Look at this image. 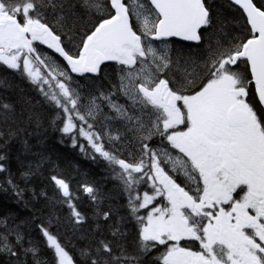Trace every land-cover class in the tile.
<instances>
[{"label":"snow or ice","instance_id":"1","mask_svg":"<svg viewBox=\"0 0 264 264\" xmlns=\"http://www.w3.org/2000/svg\"><path fill=\"white\" fill-rule=\"evenodd\" d=\"M229 6L236 15L206 35L214 21L204 0H0V65L39 91L54 110L51 124L73 147L88 155L82 138L93 159L108 162L126 209L124 216L100 209L97 190L81 185L97 218L107 222L115 212L118 219L111 238L92 237L79 260L51 218L38 224L49 259L0 216V264H146L161 248L150 264H264V0ZM77 17H89L90 26L78 29ZM170 38L205 45L204 52L174 62ZM109 62L118 65V82L86 98L73 74L99 76ZM102 116L120 127L98 131ZM9 120L15 123L13 105L0 103V123ZM28 122L42 127L38 114ZM20 132L0 126V141ZM105 137L130 148L127 157L108 150ZM6 159L0 154V174ZM50 179L78 228L86 219L79 194L63 178ZM5 182L23 196L10 173ZM129 222L131 249L123 243Z\"/></svg>","mask_w":264,"mask_h":264},{"label":"trees","instance_id":"2","mask_svg":"<svg viewBox=\"0 0 264 264\" xmlns=\"http://www.w3.org/2000/svg\"><path fill=\"white\" fill-rule=\"evenodd\" d=\"M213 17V28L208 29L206 35L211 34L221 21H231L236 15L235 9L229 6L227 0H204ZM54 23L53 17L48 16ZM89 17L75 18L76 27L81 31L90 26ZM72 21H70L71 23ZM205 45L197 47L194 42H183L170 39L169 55L175 62L189 54L195 58L204 52ZM182 63V61H181ZM118 65L107 63L99 76L86 74L78 77L73 74L74 86L81 90L87 98L90 94L108 92L112 85L118 82ZM172 71L177 76L182 75L183 69L173 65ZM0 81H6V85L0 86V103H9L14 108V121L9 120L8 125H19L21 132L18 137L7 144L0 141V154L6 155L5 161L8 172L0 174V216H9L25 236V245L29 241L40 248L41 258H51L50 251L44 244V238L39 231L38 224L48 223L52 220L51 230L55 232L74 254L76 259H81L80 249L84 247L92 237L111 238L109 225L114 223L118 216L113 214L112 219L105 222L103 217L97 218L95 211L97 205L82 191L81 185L93 186L99 196V208L108 210L112 208L118 211L120 216L126 215L125 198L119 195L118 182L113 179V173L108 162L103 158L92 157L93 151L86 149L88 155L82 152L79 145L73 147L72 140L60 133L52 124L54 110L44 97L32 84L22 78L19 73L0 65ZM31 113L40 116L42 127L36 129L34 123L28 122ZM0 123V126H8ZM26 142V143H25ZM31 168L32 174L24 177L21 174ZM23 190V196L18 197L6 184L9 175ZM57 175L69 183L71 190L79 194L75 200L78 210L86 217L85 222L74 228L69 223L70 211L66 205L56 201L57 192L51 182V176ZM46 193L47 198L41 195ZM62 199V198H61ZM127 237L123 241L129 249L134 243V228L131 222L123 229ZM87 237V238H86ZM160 250H163L161 248ZM159 256V252L153 251L146 258V264ZM31 258L29 257V262Z\"/></svg>","mask_w":264,"mask_h":264},{"label":"flooded vegetation","instance_id":"3","mask_svg":"<svg viewBox=\"0 0 264 264\" xmlns=\"http://www.w3.org/2000/svg\"><path fill=\"white\" fill-rule=\"evenodd\" d=\"M104 111H106V114L109 113V109L107 108V106H105ZM100 124H105V126H102ZM109 126L112 127L113 131H115L117 128L120 127L119 123L116 121H111L110 123H106L104 121L103 116L100 118V120L96 124L97 130L101 131V132H104L106 127H109ZM104 144L108 150L113 151L115 154L120 155V156H124V157H127L128 152L131 150L125 144L112 142L107 137H105ZM98 157H100V156H98ZM100 158H102V157H100ZM192 246L194 248H198V244L193 243ZM162 251L163 250H160V252H162ZM160 252H159V255H160Z\"/></svg>","mask_w":264,"mask_h":264},{"label":"rangeland","instance_id":"4","mask_svg":"<svg viewBox=\"0 0 264 264\" xmlns=\"http://www.w3.org/2000/svg\"><path fill=\"white\" fill-rule=\"evenodd\" d=\"M121 99H123L122 97H121ZM119 102L120 103H124L125 101H124V99L123 100H119ZM105 112V114H106V111H104ZM104 118V117H103ZM100 125H102V126H105V124H100ZM103 130V129H102ZM87 142V141H86Z\"/></svg>","mask_w":264,"mask_h":264},{"label":"water","instance_id":"5","mask_svg":"<svg viewBox=\"0 0 264 264\" xmlns=\"http://www.w3.org/2000/svg\"><path fill=\"white\" fill-rule=\"evenodd\" d=\"M227 1H229L230 2V0H227ZM172 39H178V38H172ZM179 40V39H178Z\"/></svg>","mask_w":264,"mask_h":264}]
</instances>
